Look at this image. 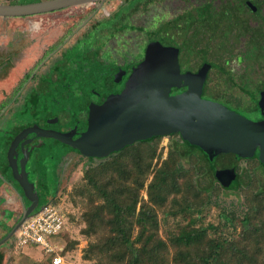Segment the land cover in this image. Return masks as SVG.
Returning <instances> with one entry per match:
<instances>
[{
    "label": "flooded vegetation",
    "instance_id": "af4514ba",
    "mask_svg": "<svg viewBox=\"0 0 264 264\" xmlns=\"http://www.w3.org/2000/svg\"><path fill=\"white\" fill-rule=\"evenodd\" d=\"M111 1L79 6L82 9L69 13V17L65 15V19L47 21V26L25 21L19 27L9 25L7 19L25 17L0 18V241L23 215L28 219L45 201L55 197L75 158L91 162L120 151L101 158L84 157L55 136L77 140L87 128L90 109L121 92L147 48L156 45L169 52L179 75H194L205 63L198 61L200 47L187 55L196 28L205 27L198 37L200 43H243L244 27L258 29L264 17V0H181V11L169 19H164L162 12L166 0H122L121 5L109 7ZM211 27L215 28L213 32ZM212 72L215 70L209 68L206 73L200 98L264 124V109L257 107L264 85L252 105L240 102L228 91L221 97L212 90ZM185 90L186 87H172L169 95ZM172 135L178 134L168 136ZM159 137L163 136L128 146ZM178 141L185 143L180 137ZM258 154L256 147L249 158L221 153L206 159L213 163L211 175L217 183L222 182V187L233 177L228 188L234 183L243 184L237 162L252 161L259 188L264 190V166ZM226 187V191L231 190ZM16 231L0 244V258L4 244L13 248Z\"/></svg>",
    "mask_w": 264,
    "mask_h": 264
},
{
    "label": "trees",
    "instance_id": "16d2710c",
    "mask_svg": "<svg viewBox=\"0 0 264 264\" xmlns=\"http://www.w3.org/2000/svg\"><path fill=\"white\" fill-rule=\"evenodd\" d=\"M37 1L40 0H30L23 4ZM261 21L258 29L244 27L246 38L243 43L236 44L200 43L198 37L205 27L196 28L187 55L190 56L196 47H200L198 61L205 62L201 66L205 64L210 70H215V91L221 97L224 91H228V94L235 91L247 103L254 105L257 91L264 85V17ZM211 30L213 32L215 28L211 27ZM227 31L230 29L227 28ZM230 59L235 62L239 60L236 63L243 64L241 72L225 71ZM256 70L260 72V78H254ZM206 86L208 79L204 85L207 90ZM220 96L216 97L221 99ZM130 147L126 146L122 150ZM153 154L154 151L148 154L149 162L145 170L139 171L136 167L133 177L123 168L117 169L115 175L111 174L108 167L87 168L83 171L81 185L77 190L73 188L69 195L73 205L78 199L83 208L80 214L83 224L80 235L85 238L86 244L81 251V260L93 264H264V191L245 195L239 215L223 209L218 214L216 225L195 227L199 209L205 206L209 198L204 190L197 187L195 175H211L213 163L186 143L174 142L166 157L153 170L145 186L147 200L141 202L136 211L139 192L150 173L148 170ZM130 157L135 166L140 165L139 155L133 154ZM186 159L191 161L189 172L180 164L181 160ZM220 187L225 190V187ZM237 187V183H234L226 188L233 191ZM170 195L173 209L163 214L179 216V221L184 224L177 228V232L166 243L157 233L155 209L162 208ZM176 198L184 200L179 202ZM62 213L66 224L67 216L63 209ZM236 226L240 228L239 239L228 243L220 229H235ZM208 230L218 235L209 238ZM58 246L61 247L60 244ZM66 248L69 247H61L63 257ZM39 250L50 264L47 254Z\"/></svg>",
    "mask_w": 264,
    "mask_h": 264
},
{
    "label": "water",
    "instance_id": "95a60500",
    "mask_svg": "<svg viewBox=\"0 0 264 264\" xmlns=\"http://www.w3.org/2000/svg\"><path fill=\"white\" fill-rule=\"evenodd\" d=\"M104 1L40 0L0 4V18L27 17ZM168 54L156 45L147 48L144 59L132 70L121 92L90 109L87 128L77 140L71 142L59 136L55 139L69 144L84 157L101 158L135 141L176 133L182 141L197 147L208 160L221 153L249 158L258 147V161L264 166V124L201 99L209 66L202 65L194 75H179L174 56ZM172 87H186V90L169 95ZM257 107L264 109V91L259 93ZM232 180L233 177L229 183ZM219 184L222 186V182ZM25 220L23 215L0 244Z\"/></svg>",
    "mask_w": 264,
    "mask_h": 264
},
{
    "label": "rangeland",
    "instance_id": "374dc122",
    "mask_svg": "<svg viewBox=\"0 0 264 264\" xmlns=\"http://www.w3.org/2000/svg\"><path fill=\"white\" fill-rule=\"evenodd\" d=\"M30 0H0V4H23V2H29ZM122 0H113L109 3V7H117L121 5ZM25 4V3H24ZM182 8L181 0H166L163 3V16L164 19H169L174 16L176 13L180 12ZM82 9L81 7H73L62 10L60 12L41 15V16H31L25 17L20 20L7 19L9 25H19V27L23 26L22 22L25 21H34V23H38L36 25L47 26V21L51 20H62L69 17V13L73 11H78ZM155 11H153L154 13ZM264 12V10H263ZM65 15H68L67 17ZM8 24V23H7ZM42 24V25H41ZM6 25V24H4ZM51 25V24H50ZM52 26V25H51ZM239 46V44H238ZM237 46V47H238ZM239 60L236 62L238 63ZM233 59H230L227 64V69H231L233 73H239L243 64L240 62L237 64ZM254 78H260V72L256 70V74L253 75ZM210 77V88L212 90H216V80L215 73H211ZM230 95L236 97L240 102H245V98L241 97L239 94H236L235 91H232ZM179 143L178 136L172 135L167 137H159L157 139L152 140L149 143H141L131 146L126 150H121L120 153L114 154L113 156H108L106 159L102 160H93L91 162H85L84 160H80L75 158L69 165L68 169L64 173V176L61 180V183L58 187V190L55 194L57 197V203L63 209L65 215L67 216V222L65 224V230L61 236L57 235L52 238V240H58V245L61 247H69L64 250V261L65 264H93L92 262L81 260V251L85 247L86 240L80 235V230L83 227L81 223L80 214L82 212V204L81 202L76 201L75 205H73L69 198L70 193L73 191V188L77 190V188L82 183V173L87 168H101L108 167L111 174L115 175L117 169L123 168L125 171L130 173L133 177L134 172L137 170L144 171L148 161V154L151 151H154L153 157L150 160L149 166V174H147L144 187L139 192L138 200L139 203L136 207V211L138 210V206L141 202H146L147 195L145 192V186L151 179L152 172L157 166L160 165L162 160L166 157L167 152L172 148L173 143ZM139 155V164L136 165L131 159V155ZM191 161L186 159L184 161H180L181 166L184 170L190 171V163ZM204 166V165H203ZM255 165L252 161H238L237 162V172L241 170L240 177L243 182L242 185H239L233 191H225L218 185V183L213 179L211 175L205 176L204 174L195 175V183L197 187L204 190L206 194H208V202L205 206H202L199 209V213L197 214L198 221L195 223V227H206L208 225H216L218 223V214L221 210H225L228 212L235 214H240L239 210H242V203L244 202V196L247 194H251L252 192L264 191L259 188L258 175H255L253 172ZM250 172V173H249ZM244 173L247 175L243 177ZM249 173V174H248ZM136 176V175H135ZM102 177V176H101ZM105 180V179H104ZM54 195V194H53ZM186 198V197H185ZM172 199V195H170L162 208L155 209L156 218L158 222V236L163 239L166 243L168 238L177 232V228L182 226L184 222L179 221L180 217H172L171 215H165L164 212L167 210H171L172 204L170 200ZM184 198H176V201L183 202ZM187 200H189L187 198ZM46 202V201H45ZM173 209V208H172ZM136 228H134V231ZM220 232L222 236L231 243L230 241H237L239 239L238 233L240 232V228L238 226L235 229H227L221 228ZM218 234H214L212 231H207V236L212 238L217 236ZM72 244V246L70 245ZM3 245L1 264H49L48 259L45 255L40 253V248L34 246H26L23 249H13L4 247ZM61 253V252H60Z\"/></svg>",
    "mask_w": 264,
    "mask_h": 264
},
{
    "label": "built area",
    "instance_id": "2783aa9c",
    "mask_svg": "<svg viewBox=\"0 0 264 264\" xmlns=\"http://www.w3.org/2000/svg\"><path fill=\"white\" fill-rule=\"evenodd\" d=\"M57 197L45 202L38 210L26 219L15 233L13 249L36 246L50 258V264H65L61 255L58 240L53 237L63 233L65 217L57 203Z\"/></svg>",
    "mask_w": 264,
    "mask_h": 264
},
{
    "label": "crops",
    "instance_id": "0c3cea01",
    "mask_svg": "<svg viewBox=\"0 0 264 264\" xmlns=\"http://www.w3.org/2000/svg\"><path fill=\"white\" fill-rule=\"evenodd\" d=\"M2 261H0V264H1Z\"/></svg>",
    "mask_w": 264,
    "mask_h": 264
}]
</instances>
